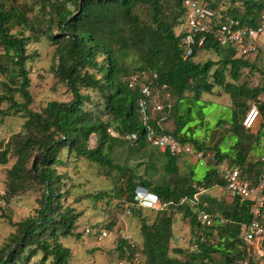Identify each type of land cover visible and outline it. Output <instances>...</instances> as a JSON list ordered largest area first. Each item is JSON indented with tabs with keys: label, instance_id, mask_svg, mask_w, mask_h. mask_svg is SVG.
Returning a JSON list of instances; mask_svg holds the SVG:
<instances>
[{
	"label": "trees",
	"instance_id": "obj_1",
	"mask_svg": "<svg viewBox=\"0 0 264 264\" xmlns=\"http://www.w3.org/2000/svg\"><path fill=\"white\" fill-rule=\"evenodd\" d=\"M183 1L0 0V121L18 114L25 118L20 131L7 141L0 140V165L15 156L7 170L8 196L31 186L41 189L34 212L16 223V230L0 246V264H72L71 250L62 238L81 236L76 230L82 199L102 204L115 199L125 206L134 200L138 186L169 203L162 210L131 208L130 214L140 222L145 256L141 264H256L239 261L248 255L239 247L243 243L242 226L253 217L252 200L235 197L225 203L207 192L202 194L201 206L214 219L218 211L229 219L225 225L216 222L208 228L198 222L195 207L181 201L186 195L192 198L196 186L207 190L225 186L219 165L230 154H221L216 143L210 147L214 157L203 178L194 179L193 172L181 175L179 158L184 155L163 152L148 139L149 128L158 129L161 114L144 123L139 111L142 94L138 87H130L133 75L147 73L153 78L157 74L153 82L166 84L175 98L172 116L181 99L191 95L199 101L204 92L213 91L214 84L223 87L239 111L233 114L235 131L245 140L230 164L239 165L242 176L249 179L261 172L262 157L248 160L254 156L256 143L254 135L244 134L243 112L249 100L264 91L238 84L249 62L231 47L210 39L203 48L214 52L218 61L197 60L198 50L191 58H183L179 33L185 17ZM207 1L214 9L221 8L222 15L252 26L260 23L264 12L262 0ZM44 41L56 46L51 70L70 97L50 100L40 110H33L28 64L39 53L29 48ZM258 104L264 114V103ZM164 130L180 134V129ZM132 133L138 135L137 140L126 138ZM93 135L95 147L90 145ZM261 136H257L259 140ZM196 143L201 146L198 140ZM131 159L138 160L134 166L129 163ZM81 162L91 169L99 167L98 175L111 181L109 189L85 197L78 192L80 186L73 174L81 171ZM160 167L163 177L158 182L155 176ZM175 209L190 220L196 248L172 246ZM202 234L217 240L201 241ZM134 248L126 238L118 242V250L129 264H135Z\"/></svg>",
	"mask_w": 264,
	"mask_h": 264
},
{
	"label": "rangeland",
	"instance_id": "obj_2",
	"mask_svg": "<svg viewBox=\"0 0 264 264\" xmlns=\"http://www.w3.org/2000/svg\"><path fill=\"white\" fill-rule=\"evenodd\" d=\"M7 1L11 2L14 0ZM29 50H37L39 53L35 56L34 60L28 64L32 80L30 87L33 96L32 109L40 110L41 107H44L47 102L53 99H69L70 95L65 93V87L63 85L57 83L51 70L56 60V46L44 41L42 44H31ZM259 52L261 53V50H259ZM260 53H258V55ZM258 55L255 57L257 58ZM253 56L254 55H251L248 58L251 59ZM216 57L217 55L212 51L201 50L198 51L196 59L205 62L213 60ZM256 62H258L257 65L261 63L257 61V59ZM256 67L252 72L251 70L247 72L245 76L248 79L247 82L250 78L248 74L251 75V73L254 74L259 72V68ZM220 87L221 86L214 84V88L217 91L216 93L222 95L223 91L219 89ZM212 99L214 104L194 101L190 96L178 101L176 118L181 122L180 134H187L188 139H190L193 144H195L196 140L200 142L202 139H209L212 134L215 138L222 136V139L219 141L221 151L230 153L231 155L237 154V152L244 147V138L236 131L235 134L231 132L221 134V130L224 129V122L222 121L226 120L230 127L237 126V120L233 117V109L232 107L225 108L219 106V102L217 101L219 96L217 95L212 96ZM263 99V94L259 95L257 99L251 98L244 112L247 113L253 104L259 109L258 103L263 102ZM3 108H7V104H4ZM24 121L25 118L19 114L4 117V119L0 121V140L7 141L12 134L20 131ZM218 125L221 130H218ZM178 136L180 135L178 134ZM262 138H264V131L262 133ZM90 145L95 147V135L90 139ZM230 145H233V147ZM263 145L264 141H262L258 148H262ZM15 161V156H11L6 165H0V246L4 244L9 235L16 230V223L22 221L25 217L34 212L37 201L41 196V189L32 186L23 193L15 196H8L9 179L7 170ZM137 161L138 160L131 159L129 163L134 166ZM122 162H124V158ZM80 165L81 171L73 174V176L80 186L78 192H81L84 197L88 193H96L101 189H109L111 181L104 176L98 175L99 167L95 166L91 169L85 162H81ZM207 167L204 161L184 164L181 165L180 174L184 175L193 172V178L199 180L205 176L208 169ZM65 169L66 168H63L62 170ZM74 171L75 170H72L70 173L72 174ZM162 177L163 172L160 167L159 172L157 171L155 176V180L159 182ZM206 192L218 201H223L225 203L229 202L227 200L229 194L222 186H215ZM122 207L125 208L124 205H118L115 199H113L110 204H102L100 202L93 203L86 198L82 199V202L78 205V208L82 210V215L77 221L76 230L81 236L62 238V242L71 250L72 264H129V261H127L118 250V242L122 238L128 239V242L136 249L132 262L136 264L144 262L145 256L142 253L143 240L140 222L138 219H135L132 214H128L125 209L122 210ZM214 210L218 211L217 209ZM218 214H221V212L218 211ZM173 216L175 219L173 226L175 237L172 241V246L192 249L195 247V240L191 233L192 226L190 220L188 218L184 219L183 214L177 209L174 210ZM112 222L113 225L109 227ZM87 228L92 229V233L88 234L86 232ZM97 229L106 230L110 235L100 239L98 238L100 232H98ZM215 239L217 240V238ZM239 249L248 252L247 257L239 261L247 262L248 260H252L256 264H264V256L259 257V253L256 251L252 252V254L246 243H241ZM127 256L128 253H126V257Z\"/></svg>",
	"mask_w": 264,
	"mask_h": 264
},
{
	"label": "built area",
	"instance_id": "obj_3",
	"mask_svg": "<svg viewBox=\"0 0 264 264\" xmlns=\"http://www.w3.org/2000/svg\"><path fill=\"white\" fill-rule=\"evenodd\" d=\"M264 2V0H262ZM185 10L184 23L180 28L181 45L183 48V58H191L195 51L205 50L204 45L211 39L222 47H231L236 55L249 57L256 55L260 49V40L264 37V12L257 26L242 23L239 19L230 15H222L221 8L214 9L207 0H184ZM157 74L153 78L147 73L136 74L131 77L130 87H138L142 98L139 102V111L142 114L144 123H148L157 114L158 129L149 128L148 139L151 144L161 151H169L172 155H188L195 157L198 161H204L207 165L211 161L210 152L198 149L195 144L180 140L178 136L167 133L163 127L165 121L173 112L175 99L169 87L155 84ZM260 116V111L255 104L251 105L243 119L245 128H252ZM128 140H137L138 135L132 133L127 135ZM264 162V156L262 157ZM220 177L225 180L223 186L230 197H240L241 200H252L253 217L250 222L242 226V238L247 244L249 251H256L260 256H264V166L255 179L242 176L239 165L229 166L222 164ZM196 186V185H195ZM197 192L191 198L188 195L182 198V202H190L195 207L197 220L203 228L212 227L216 224L213 216L201 206L200 196L206 193L207 189L203 186H196ZM169 203L164 202L153 192L143 186H138L134 200L125 204L128 214L133 205L149 209H164ZM220 224H226L224 217H219ZM88 234L92 229L87 228ZM110 235L106 230H101L98 238L103 239ZM203 236V237H202ZM201 236V241L215 242V238L207 235ZM195 244V248H196ZM253 254V253H252ZM136 264V263H135Z\"/></svg>",
	"mask_w": 264,
	"mask_h": 264
},
{
	"label": "crops",
	"instance_id": "obj_4",
	"mask_svg": "<svg viewBox=\"0 0 264 264\" xmlns=\"http://www.w3.org/2000/svg\"><path fill=\"white\" fill-rule=\"evenodd\" d=\"M260 50H261V53L259 52L260 53L259 55L256 54L251 59H249V58L248 59L247 58L245 59L244 58L245 60H247L249 62V65L247 67H244L242 69L243 76L239 80L238 84L239 85L246 84V86L250 90H255V89L260 88V89H262V91H264V37H262L261 40H260ZM257 55H258V57L256 58L255 56H257ZM219 59L220 58L217 56L216 58L213 59V61H218ZM256 59H257V61H260L261 62L259 65H257L258 62H256ZM256 65H257V67H256ZM255 67L256 68H259V72L254 73V74L251 73V75L248 74L250 78H249V81L247 82L248 79L245 77L247 75V72L248 71L250 72V70L252 72ZM219 89H221V91H223V94L222 95L221 94L219 95L218 93H216L217 92L216 89L213 88V91L212 92H204L201 95V98H200L199 101L202 102V103H205V104L206 103H212V104H214V101L212 99V96H214V95L216 96L217 95V96H219V99L217 100L219 102V106H223L225 108L232 107L233 112L235 114H237V112H239V111H238V109H236V107L234 106V104H232V101L230 99V95H228V94H226L224 92L223 87H220ZM263 93L264 92H262L261 94H263ZM263 103H264V99H263ZM244 115H246L245 112H243V116ZM222 122H224L223 123V127H224L223 130H221V128H219V125H218V130H221V134L228 133V132L229 133L231 132V133L235 134V128L234 127H232V126L230 127L229 123H227L226 120H224ZM162 125H163L164 129H166L169 132H172V131H175V130H179V129L181 130V122H180V120H178L176 118V114H175V116L173 115L172 117H170V118L166 119L165 121H163V124ZM263 129H264V114L262 112H260V116H259L257 122L255 123V125L252 128H249V129L246 128L245 129V133H244V134H252V135H254V137H255L254 140H255V143L257 144V145H255L256 148H258V146H259L258 143L259 142L261 144L262 141H264V138H262V136H261V139L260 140L257 137L260 134L262 135V133L264 131ZM179 135L180 136H178V137L180 138V140L181 139H186L185 140L186 142H191L190 140H187L188 139L187 134H183L182 133V134H179ZM221 139H222V136H219L218 138H215L214 135L212 134L209 139H202L199 142L201 146H198V144L196 142H195V145H196V147L198 149L209 150L208 152H210L211 155H212V157H214V151L211 150L210 147L215 146L216 143L219 144V141ZM230 146L233 147V145H230ZM256 148H254L253 149V152H252V155H254V156L248 158L249 161H257L256 159H259L260 157H263L264 156V145H263L262 148H258V149H256ZM221 154L226 155V154H230V153H224V152H222ZM233 157L236 158L237 157V154H234V155H231L230 154L228 156H225L223 158V161L220 163V165H222V164H229V166H236L235 164H230ZM197 162H198V160L195 157H193V156L184 155V156H181L179 158V165L180 166L181 165H184V164H190V163L193 164V163H197ZM219 171H220V168H219ZM227 200L228 201H232L233 200V197L228 196L227 197ZM220 216L221 217H224L227 220V223H229V219L226 216H224L223 214H217L216 215V217H217V220L215 219L216 222L220 223L219 222V217ZM223 225H225V224H223Z\"/></svg>",
	"mask_w": 264,
	"mask_h": 264
},
{
	"label": "clouds",
	"instance_id": "obj_5",
	"mask_svg": "<svg viewBox=\"0 0 264 264\" xmlns=\"http://www.w3.org/2000/svg\"><path fill=\"white\" fill-rule=\"evenodd\" d=\"M262 16V15H261ZM262 18V17H261ZM260 50V49H259ZM259 53V52H258ZM257 53V54H258ZM240 57V56H239ZM245 58V57H244ZM246 59V58H245ZM247 59H248V57H247ZM241 239L243 240V238H242V235H241ZM243 242L245 243V241L243 240ZM261 257H263V256H261ZM245 263H247V262H245Z\"/></svg>",
	"mask_w": 264,
	"mask_h": 264
}]
</instances>
